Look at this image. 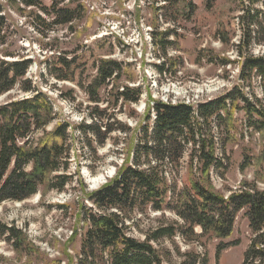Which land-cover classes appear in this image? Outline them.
Instances as JSON below:
<instances>
[{"label":"rangeland","instance_id":"374dc122","mask_svg":"<svg viewBox=\"0 0 264 264\" xmlns=\"http://www.w3.org/2000/svg\"><path fill=\"white\" fill-rule=\"evenodd\" d=\"M79 1L83 11L78 20L71 25H50L39 8L0 0L5 18L2 32L5 44L0 49L31 61L25 77L49 98L56 113L47 130L57 123H66L71 128L89 123V114L95 106L99 107L97 123L101 130L104 125L113 130L103 144L92 141L88 146L83 134L70 129L77 156L72 157L69 171L73 177L63 191L46 190L43 186L40 192L22 201L0 202V264L76 261L84 230L78 214L82 203L91 206L79 181L86 191H93L115 176L132 145L145 108L153 101H183L195 106L237 87L250 101L264 108V84L259 78L253 75L246 82L238 77L241 59L235 44L241 38L239 3L214 0L207 8L205 0H190L194 5L193 16L174 24L165 20L163 10L156 17V7L163 4L162 0ZM42 2L49 5V0ZM255 8H260V4ZM167 28L177 36L170 37L174 44L168 47L164 59L152 43V31ZM255 32L257 43L249 51L264 56V33L259 29ZM62 58L71 62L70 70L60 64ZM101 59L116 61L121 67V77L101 88L99 102H93L86 87L96 76ZM56 75L72 80H58ZM121 85L140 89L139 101L127 103L117 99L116 86ZM22 95L14 88L0 97V104ZM245 120L243 111H235L227 137L215 128L221 168L210 171L207 179L199 173L193 176L185 159L179 180L191 177L206 180L205 185L224 196L247 185L264 189V130H252ZM123 127L130 131L120 132ZM90 134L87 139H91ZM102 173H108L109 177L95 183L93 177ZM176 219L170 211L136 213L129 235L143 240L160 223ZM6 227L20 231L15 242L21 243L20 248H14L12 241L7 240L5 230L2 231ZM196 232L200 230L197 228ZM251 235L248 219L241 210L235 217L231 236L225 239V242L237 240L238 244L222 251L218 258L219 240L209 235L191 241L176 235L159 240L154 247L167 264H180L186 253L204 257L207 264H241Z\"/></svg>","mask_w":264,"mask_h":264},{"label":"trees","instance_id":"16d2710c","mask_svg":"<svg viewBox=\"0 0 264 264\" xmlns=\"http://www.w3.org/2000/svg\"><path fill=\"white\" fill-rule=\"evenodd\" d=\"M9 1L39 8L50 25H71L83 11L79 0H49L48 6L43 0ZM232 1L241 7L238 17L241 38L235 44L241 59L238 77L247 82L256 75L264 84V56L249 51L253 43H257L255 29L264 33V0ZM162 2L156 7V17L158 11L163 10L168 22L176 24L180 19L190 20L194 14L190 0ZM205 2L210 8L214 0ZM65 3L70 5L64 6ZM257 4L260 8H255ZM2 13L0 2V48L5 44ZM261 17L262 22L259 21ZM171 36L177 35L169 28L152 31V43L164 59L168 47L174 44ZM30 64L29 59L0 49V97L14 88L23 94L0 104V202L22 201L40 192L43 186L46 190L63 191L73 177L69 171L70 162L77 156L70 129L83 134L88 146L92 141L103 144L113 131L106 125L101 130L97 123L98 106L89 114V123L75 128L57 123L47 130L56 113L49 98L25 77ZM60 64L70 70V61L62 58ZM120 77L121 67L116 61L99 60L96 76L86 87L91 100L99 102V90ZM56 78L72 80L64 75H56ZM116 89V98L123 102L137 103L140 99L138 88L121 85ZM235 111L244 112L247 127L256 132L264 130V108L250 101L237 87L195 106L183 101H153L151 106L147 105L132 145L115 176L93 191H86L79 181L91 206L82 203L80 207L78 217L84 223V230L73 264H167L154 244L176 235L188 241L206 235L218 239V258L222 251L238 244L237 240L225 242V239L231 236L235 217L241 210L252 233L241 264H264V189L247 185L224 196L205 185L206 180L195 177L179 180L185 159L190 175L199 173L206 179L210 171L223 166L218 156L215 128L227 137ZM119 131L126 134L130 129L123 127ZM89 133L91 139L86 137ZM100 136L102 139L97 140ZM75 174H78V167ZM146 210L161 214L170 211L177 221L160 223L143 240L137 239L129 235L133 216ZM4 230L14 248H20L21 243L15 245L20 231L12 227ZM73 233L75 236L77 231ZM184 256L180 264H207L199 255L186 253Z\"/></svg>","mask_w":264,"mask_h":264},{"label":"bare ground","instance_id":"6f19581e","mask_svg":"<svg viewBox=\"0 0 264 264\" xmlns=\"http://www.w3.org/2000/svg\"><path fill=\"white\" fill-rule=\"evenodd\" d=\"M108 176V173H102V174H99L95 177H93V181L96 183V182H101V181H104V179H106Z\"/></svg>","mask_w":264,"mask_h":264}]
</instances>
